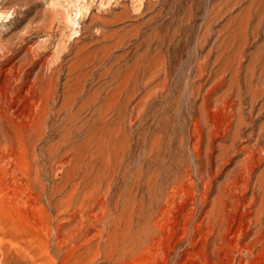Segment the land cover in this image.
I'll return each mask as SVG.
<instances>
[{"label":"rangeland","instance_id":"rangeland-1","mask_svg":"<svg viewBox=\"0 0 264 264\" xmlns=\"http://www.w3.org/2000/svg\"><path fill=\"white\" fill-rule=\"evenodd\" d=\"M0 95V264H264V0H0Z\"/></svg>","mask_w":264,"mask_h":264},{"label":"bare ground","instance_id":"bare-ground-1","mask_svg":"<svg viewBox=\"0 0 264 264\" xmlns=\"http://www.w3.org/2000/svg\"><path fill=\"white\" fill-rule=\"evenodd\" d=\"M186 12V11H185ZM259 51V50H258ZM233 66V65H232ZM229 67V66H228ZM238 68V67H237ZM242 85V84H241ZM231 86V85H230ZM226 87V86H225ZM212 88V87H211ZM236 88V87H235ZM234 94H235V91L233 92ZM236 95V94H235ZM1 96V95H0ZM193 98V97H192ZM220 100V99H219ZM229 101V100H228ZM238 103V102H237ZM239 104V103H238ZM237 104V105H238ZM211 106V105H210ZM234 107H236V106H234ZM196 108V107H195ZM195 111V110H194ZM238 113V112H237ZM252 114V113H251ZM227 119V118H226ZM239 119V118H238ZM230 121V120H229ZM204 122V121H203ZM212 123V122H211ZM236 123V122H235ZM229 129V128H228ZM214 130V129H213ZM216 130V129H215ZM216 132V131H215ZM203 133V132H202ZM213 134V133H212ZM241 134V133H240ZM209 135V134H208ZM227 135V134H226ZM229 135H230V133H229ZM239 140V139H238ZM228 144V143H227ZM262 146V145H261ZM247 148V147H246ZM262 149V148H261ZM264 151V150H263ZM248 153V152H247ZM257 153V152H256ZM246 154V153H245ZM255 155V154H254ZM257 157V156H256ZM222 158V157H221ZM264 158V157H263ZM253 159V158H252ZM264 160V159H263ZM262 161V160H261ZM259 162V161H258ZM254 163V162H253ZM252 163V164H253ZM263 164V163H262ZM246 165V164H245ZM260 167V166H259ZM251 168V167H250ZM34 169V168H33ZM262 169V168H261ZM248 170V169H247ZM247 173V172H246ZM254 173V172H253ZM242 175V174H241ZM251 175V174H250ZM249 175V176H250ZM258 175V174H257ZM252 177V176H251ZM258 177V176H257ZM243 178V177H242ZM245 179V178H244ZM234 180V179H233ZM258 180V179H257ZM260 180V179H259ZM242 181V180H241ZM232 182V181H231ZM251 182H252V180H251ZM256 182V181H255ZM258 182V181H257ZM260 182V181H259ZM243 183H244V181H243ZM259 184V183H258ZM238 185V184H237ZM240 185V184H239ZM233 189H234V187H233ZM254 193V192H253ZM223 197V196H222ZM224 201V200H223ZM256 202V201H255ZM215 203V202H214ZM217 208V207H216ZM262 210V209H261ZM260 211V210H259ZM210 214V213H209ZM263 214V213H262ZM257 215V214H256ZM262 220V219H261ZM255 232V231H254ZM263 236V235H262Z\"/></svg>","mask_w":264,"mask_h":264}]
</instances>
